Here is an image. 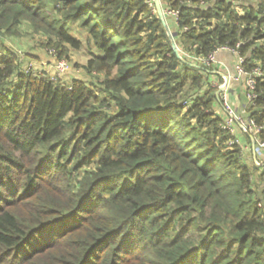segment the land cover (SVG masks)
<instances>
[{
	"label": "trees",
	"instance_id": "1",
	"mask_svg": "<svg viewBox=\"0 0 264 264\" xmlns=\"http://www.w3.org/2000/svg\"><path fill=\"white\" fill-rule=\"evenodd\" d=\"M160 3L182 52L261 71L264 140V0ZM25 23L57 58L77 23L103 78L36 70L2 41ZM206 74L145 0H0V264H264V164L228 145Z\"/></svg>",
	"mask_w": 264,
	"mask_h": 264
},
{
	"label": "built area",
	"instance_id": "2",
	"mask_svg": "<svg viewBox=\"0 0 264 264\" xmlns=\"http://www.w3.org/2000/svg\"><path fill=\"white\" fill-rule=\"evenodd\" d=\"M145 1L152 8V10H155L154 0ZM162 11L164 13V17L165 15H167L173 18V16L175 15V12L171 10L162 8ZM167 33L168 36L171 35L172 37L170 40L174 41L173 33L170 31L169 27ZM177 49L182 57L183 55L186 56L190 62L197 64L206 72L210 69V66L214 64L216 59L215 55L218 51H229L236 56L234 73L232 75H222L221 80L214 83V86L216 87V109L213 108V112L216 116H219L221 118L220 128L226 130L230 134L228 145L238 144L240 146L241 156L243 157V159L247 163H251V165L261 167L264 164L258 154L261 149H264V140L260 139L258 136V132L261 126L258 125L254 117H251L248 113V106L254 103V99L256 97L255 77L260 76L261 71L258 68H253L251 71L245 70L244 59L238 54L236 49L222 47L219 50L211 52L206 57L189 55L186 52H182L180 48H178V46ZM230 78H243V94L245 103L240 109L236 108L235 105H233L229 96ZM181 104L184 107L188 106L190 104V99L182 100ZM248 152L250 154H248ZM261 186L262 188L264 187L263 185Z\"/></svg>",
	"mask_w": 264,
	"mask_h": 264
},
{
	"label": "rangeland",
	"instance_id": "3",
	"mask_svg": "<svg viewBox=\"0 0 264 264\" xmlns=\"http://www.w3.org/2000/svg\"><path fill=\"white\" fill-rule=\"evenodd\" d=\"M171 16L165 17V20H169ZM167 22V21H166ZM75 29L79 28L77 23L73 25ZM77 34V33H76ZM18 38H24L26 48H34V44L39 46L37 52L40 54L39 60H30L32 65L38 71H46V74L54 80H61L64 82L70 81L72 78H80L86 81H100L103 78V72H97L94 70H88L86 68L87 60L85 56L89 54L90 48L82 47L74 50L69 48L67 51L68 58H57L54 51L51 49H44L41 46V41L44 39L43 36L33 32L30 26L26 25L23 30L19 32ZM4 42V41H3ZM7 45H12V42H5ZM248 154H250L248 152ZM261 161L264 163V155L261 157ZM251 164V163H250ZM263 180H256V184L262 185L264 181V173L262 174Z\"/></svg>",
	"mask_w": 264,
	"mask_h": 264
},
{
	"label": "crops",
	"instance_id": "4",
	"mask_svg": "<svg viewBox=\"0 0 264 264\" xmlns=\"http://www.w3.org/2000/svg\"><path fill=\"white\" fill-rule=\"evenodd\" d=\"M25 24L30 26L31 29H33L30 24H28V23H25ZM25 24H22L20 26L19 32L23 30V27L25 26ZM74 24H71L72 34L82 41V46L80 48H82V47L86 48L87 47V43H86L87 33L84 32L83 30H81V28L75 29L73 27ZM18 36L19 35L5 36L2 38V41L8 42V43L12 42V45H9V46H12L14 49H20V48L23 49L30 56V60L41 59L40 54L36 50L39 48V46L37 44H34V48H26L25 42H27V41H25L24 38L23 39L20 37L18 38ZM27 44H28V42H27ZM74 50H77V49H74ZM88 50H89V54L87 56H85V59L87 61H88V59L91 58L92 52L96 53L98 55L100 54V51L94 47H92ZM215 58L216 59H215L214 64H212L210 66V69L207 71V74H206L207 83L206 84L210 88H213V92H214V95L216 98V87L214 86V83L221 80L222 75H227V74L232 75L234 73L236 56L229 51L221 50V51H218L216 53ZM243 89H244L243 78H239V79L230 78V80H229V96H230V99H231L233 105H235V107L238 109H240L242 107V105L245 103ZM214 108L216 109V104L214 105ZM260 151L261 152H258V154L260 157H262L264 155V149L260 150Z\"/></svg>",
	"mask_w": 264,
	"mask_h": 264
},
{
	"label": "water",
	"instance_id": "5",
	"mask_svg": "<svg viewBox=\"0 0 264 264\" xmlns=\"http://www.w3.org/2000/svg\"><path fill=\"white\" fill-rule=\"evenodd\" d=\"M154 5H155V10H156V12H157V14H158V17L160 18V20H161V22H162L164 28H165L166 31L168 32V25H167V23H166V20H165V17H164V13H163V11H162V8H161V5H160L159 0H154ZM169 38H170V39L172 38L171 35H169ZM171 46H172V48H173L175 54L177 55V57H178L182 62L187 63V64L192 65V66H195V67H197V68H200V66H198L197 64H194V63H192V62H190V61H188V60H186L185 58H183V57L179 54L178 49H177V46H176V44L174 43V41H171Z\"/></svg>",
	"mask_w": 264,
	"mask_h": 264
}]
</instances>
